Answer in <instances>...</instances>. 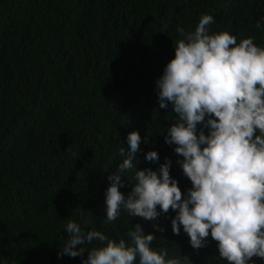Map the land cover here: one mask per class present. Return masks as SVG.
<instances>
[{
	"label": "trees",
	"instance_id": "obj_1",
	"mask_svg": "<svg viewBox=\"0 0 264 264\" xmlns=\"http://www.w3.org/2000/svg\"><path fill=\"white\" fill-rule=\"evenodd\" d=\"M205 14L215 20L210 32L226 30L237 42L253 37L264 47V0H0V264H83L87 250L59 255L69 220L126 242L140 223L167 258L227 264L211 235L196 250L182 226L174 234L171 209L157 206L152 221L122 211L104 222L108 177L133 130L142 137L139 169L157 170L167 159L182 193L192 187L176 145L165 142L177 114L171 104L159 107L156 81L175 56L177 26L194 31ZM150 150L158 162L145 159ZM132 175L122 177L125 196Z\"/></svg>",
	"mask_w": 264,
	"mask_h": 264
},
{
	"label": "clouds",
	"instance_id": "obj_2",
	"mask_svg": "<svg viewBox=\"0 0 264 264\" xmlns=\"http://www.w3.org/2000/svg\"><path fill=\"white\" fill-rule=\"evenodd\" d=\"M215 23L202 15L194 31L177 26L175 56L156 81L159 107L169 104L177 114L167 128L165 142L176 145L178 163L192 187L183 194L170 175V161L157 170L137 167L142 137L128 133V148L105 193L106 220L112 223L124 211L131 217L156 220L160 211L176 212L171 220L174 234L181 226L193 249L217 242L219 257L227 264H253L264 259V47L253 37L237 42L228 31L210 32ZM256 27L261 28L257 21ZM198 125L203 127L198 130ZM207 129L205 133L204 129ZM147 142V136L144 137ZM145 159L158 162L155 150ZM133 173L131 191H120L125 173ZM159 206V210H157ZM158 228V225H154ZM69 239L59 255L82 256L83 264H184L183 257H168L166 248L152 247L156 239L140 223L118 241L98 230L85 232L69 220L64 228ZM164 231L163 228H159ZM94 244L85 248V244ZM77 245L81 247L77 248Z\"/></svg>",
	"mask_w": 264,
	"mask_h": 264
}]
</instances>
